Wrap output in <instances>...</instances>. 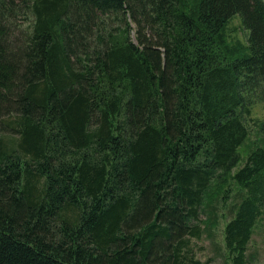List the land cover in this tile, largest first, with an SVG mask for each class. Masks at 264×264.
<instances>
[{"label": "trees", "instance_id": "16d2710c", "mask_svg": "<svg viewBox=\"0 0 264 264\" xmlns=\"http://www.w3.org/2000/svg\"><path fill=\"white\" fill-rule=\"evenodd\" d=\"M16 14L0 0V264H211L193 239L233 185L225 251L248 264L264 0H25L21 33Z\"/></svg>", "mask_w": 264, "mask_h": 264}, {"label": "rangeland", "instance_id": "374dc122", "mask_svg": "<svg viewBox=\"0 0 264 264\" xmlns=\"http://www.w3.org/2000/svg\"><path fill=\"white\" fill-rule=\"evenodd\" d=\"M25 5V0H14V8L18 14L13 16L14 23L18 27L17 33H21V27L26 28L28 25L27 18L21 14V6ZM24 10V9H23ZM22 10V11H23ZM229 23L230 36L232 38H240L246 40L247 30L242 25L241 16L239 14L233 17ZM135 27V24H132ZM132 36H135V30L132 31ZM254 120L248 121L250 128V138L241 146L240 152L242 155V162H244L252 149L256 145H262V138L259 131V124L264 119V101L255 104ZM258 120V122H255ZM255 142H258L257 144ZM234 190L236 185H233L232 197L228 200L226 205H219L217 210V217L214 218L212 223H207V228L201 238L193 239V251L202 260L211 259V264H231L226 256L224 245V225L230 219L232 213L229 210L231 202L234 198ZM203 218L206 215H202ZM250 259L248 264H264V217L259 220L256 225L255 232L251 241L249 249Z\"/></svg>", "mask_w": 264, "mask_h": 264}]
</instances>
